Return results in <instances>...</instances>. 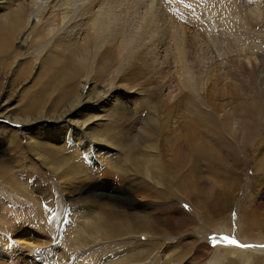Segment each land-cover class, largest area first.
<instances>
[{
    "label": "bare ground",
    "instance_id": "6f19581e",
    "mask_svg": "<svg viewBox=\"0 0 264 264\" xmlns=\"http://www.w3.org/2000/svg\"><path fill=\"white\" fill-rule=\"evenodd\" d=\"M226 2L30 0L29 4L33 3L34 6L31 11L23 1L2 0L0 88L1 80L6 78L3 74L10 71L14 63L16 73L22 71L23 66L15 61L16 56L9 53V48L11 41L24 31L27 33L26 42L35 49L32 53L38 59L36 68L40 72L44 65L48 68L37 77L45 73V79L48 80L56 73L61 76L62 87L66 86L61 91L59 112H55L52 107L56 102L51 101L42 104L22 120L13 118L16 133L13 135L10 130L6 134L7 143L14 145V139L19 135L27 156L58 182L61 197L76 187V181L85 176L73 179L77 170L75 163L70 158L58 155L61 149L72 148L79 151L84 160L94 161L102 170L111 168L119 171L123 176L120 178L141 193L148 191L146 185L164 189V181L168 178L169 186L173 183L170 195L178 201L187 202L194 212L203 213L205 222L202 225L198 223L201 232L205 231V227L215 228L221 222L217 219L212 222L211 219L225 212L223 210L228 208L230 198L239 190L242 179L237 180V170L247 157L255 159L257 171L264 167V106H259L258 110L252 101L201 103L197 98V86L192 74L195 65L189 68L185 60L189 41L186 28L195 29L198 25L176 22L173 15L174 10L179 9L177 11H181V14H177L194 15L207 27L220 24L229 26L233 31L232 27L236 23L232 20V10ZM4 8L6 13H2ZM242 16L243 24L250 27L245 26L246 32L243 30V33H238L239 37L233 33L237 41L245 38V35H255L248 30L253 29L257 18H253L246 10ZM227 31L230 32V29ZM256 33L257 37L263 36L262 32ZM169 55H173L180 67L181 79L176 81V88L192 93L189 100L184 101V110L178 114L173 102L178 101L177 95L174 97V92L164 95L160 91L163 84L159 77L166 73L170 64ZM152 80L155 83L153 85ZM52 94L48 101L54 96ZM120 94H124L134 105L143 103L142 106H145L149 114L146 117L147 124L142 128H137L141 120L136 116L138 111H133L136 113L125 119L127 124L122 131L113 130L121 124V119H117L115 126L108 124L111 119L109 113L118 106ZM170 102L172 105H169ZM136 142H141L139 145L143 147H139ZM219 173L226 177V181L219 182L220 178L216 182L214 176ZM68 177L72 178L67 180ZM178 183L180 186H177ZM22 193L34 205L42 206L36 195L26 190ZM100 196H103L102 193ZM158 196L167 198L160 193ZM82 206L70 211L77 215L72 218L85 219L86 222L80 220L83 222L81 225L90 227L103 240L120 234L136 241L150 239L156 236L155 229L161 233L160 227L168 223L165 216L152 220L143 214L128 216L124 212L127 207L121 208L116 203L114 206L106 205L104 215ZM44 207L51 209L50 203L44 204ZM256 208H247L249 218L253 217ZM238 214L241 216L242 213L237 210L235 216ZM2 219L4 216L0 215ZM249 222V227L253 226L251 219ZM6 228L0 227V234L5 231L8 237L0 236V259L8 257L17 264H83L77 260L79 255L67 256L59 247H46V236L40 233L45 227L38 221L24 220ZM22 231L30 234L20 237Z\"/></svg>",
    "mask_w": 264,
    "mask_h": 264
},
{
    "label": "rangeland",
    "instance_id": "374dc122",
    "mask_svg": "<svg viewBox=\"0 0 264 264\" xmlns=\"http://www.w3.org/2000/svg\"><path fill=\"white\" fill-rule=\"evenodd\" d=\"M16 1H23L29 5L28 8H31V11L34 10L33 3L29 4L30 0ZM226 1L232 10V20L234 19L236 23L232 27L233 31L229 26H221L217 23V25L207 27V24L205 26V22H199L200 20L196 19V16L192 15L191 17L189 13L184 12L183 16L180 15L181 11H177L179 9L174 10L173 16L176 22L181 21L184 25L195 23L201 28L198 26L195 29L186 28L185 33H187L186 36L191 44L187 41L188 51L185 54V60L189 64V68L195 65L192 74L197 86L195 89L197 98L201 103L218 101L224 104L227 102L234 104L239 101H252L256 103L259 110L264 106V0ZM1 2L2 0H0ZM245 10L252 14L253 18H257L252 26L254 30H248L253 31L255 35L252 34V37L245 35V38H240L237 41L235 36L239 37L243 30L246 32L245 26L250 27L243 24L242 13ZM6 12L7 10L4 8L2 13ZM178 12L180 14H177ZM176 15L183 17L179 18ZM186 17L190 18L187 20ZM184 20L189 24L184 23ZM249 24L252 25V23ZM228 28L231 33L227 31ZM256 32H262L263 36L257 37ZM26 34L24 31L15 39L16 42L15 40L11 41L9 48V53L16 56L15 61L23 66L22 71L16 73L17 68L14 63L11 70L6 71L5 75L3 74V77H6L5 80H1L0 178L2 180L0 179V182L3 183H0V215L4 216V219L0 220L1 228L7 229V226H14L24 220L38 221L45 227L40 233L47 238L44 240L47 241L46 247L50 249L59 247L65 251L67 256L77 257L79 255L77 260L78 262L82 261L83 264H101L105 260L108 261L102 262V264H264V167L257 171L255 159L250 157H247L237 170V180L239 178L242 181L239 190H236L233 197L230 198L228 208L223 210L225 212L222 215L214 216L217 218L211 219L212 222L217 219L221 223H218L215 228L205 227L204 232L198 228V223L202 225L205 222L203 213L194 212L192 206L187 202L178 201L171 196L170 186L173 183L171 182L169 186L168 178L164 181V189H155L151 185H146L148 191L145 192L148 193H141L133 185L123 181L121 179L123 176L119 171L111 168L102 170L94 161L84 160L81 153L72 148L61 149L58 155L70 158L73 164L75 163L77 170H75L73 179L85 176L76 181V187L63 193L62 199L58 182L27 156L20 136L16 135L14 145L7 143L6 134L10 130L13 135L16 133L15 124L12 122L13 118L22 120L27 114L35 112L42 104H48L51 101L56 102V105L53 104L52 107L55 112H59L61 91L66 87H62L61 76L56 73L48 80L45 79V73L37 77L48 68L44 65L42 72L36 68L38 59L32 53L35 51L34 47L26 42ZM168 57L170 64L166 68V73L159 77L162 81L161 85L163 84L165 89L162 87L160 91L164 95L172 92H174V97L177 95L178 101L173 102L178 109V114L180 110H184V101H188L192 93L186 89L178 90L176 88V81L181 79L180 67L175 62L173 55ZM53 77L55 79L51 80ZM152 82V85L155 84L153 80ZM51 93L54 96L48 101ZM121 95L117 102L118 106L113 107L109 113L111 119L108 124L115 126L117 119H121V124L113 130L120 129L122 131L124 125L127 124L125 119L136 113L133 111H138L139 114L136 116L141 120L139 124L137 123V128H142L147 124L146 117L149 114L145 110V106H142L143 103L134 105L124 94ZM169 105H172L171 102ZM7 116H10V120L7 119ZM140 143L136 142L139 147H143L142 144L139 145ZM223 172L226 173V170ZM214 177L216 182L220 178L219 182L226 181V177L220 173ZM70 178L72 177L66 179ZM257 179L259 181L255 182ZM177 186L180 184L178 183ZM24 190L36 195L42 208L34 205L29 198L27 199V195L24 196L22 193ZM101 193L103 196H100ZM158 193L167 198L159 197ZM100 202L104 205H101ZM48 203H50L51 209L44 207V204L46 206ZM115 203L122 206L121 208L127 207L124 212L128 216L143 214L149 216L151 220L154 217L165 216L168 223L160 227L161 233L154 228L156 236L153 235L154 237L152 236L150 239L141 238L136 241L120 234L117 235L118 237L103 240L96 236L90 227L81 225L86 222L85 219H80L83 221L81 223L79 219L72 218L77 216L71 213L72 210L83 208L82 205L104 215L106 213L105 206H109V204L114 206ZM252 206L254 208L257 206V208L252 214L253 217L249 218L247 208L251 209ZM237 210L242 213L241 216L239 214L235 216ZM250 219L253 224L251 227H249ZM221 228L226 230L221 231ZM28 234L30 233L22 231L20 237ZM3 235L6 236L5 231L0 234L1 237ZM229 240H235L240 246L230 244ZM0 264L17 263L7 257L0 259Z\"/></svg>",
    "mask_w": 264,
    "mask_h": 264
},
{
    "label": "snow or ice",
    "instance_id": "6c2138e0",
    "mask_svg": "<svg viewBox=\"0 0 264 264\" xmlns=\"http://www.w3.org/2000/svg\"><path fill=\"white\" fill-rule=\"evenodd\" d=\"M218 239H226V238H218ZM228 242H229L230 244L235 245V246H240V245L237 244V242H236L235 240H229Z\"/></svg>",
    "mask_w": 264,
    "mask_h": 264
}]
</instances>
